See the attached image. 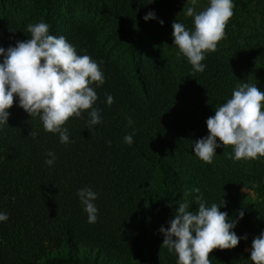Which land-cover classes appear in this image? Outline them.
Segmentation results:
<instances>
[{
  "label": "trees",
  "instance_id": "trees-1",
  "mask_svg": "<svg viewBox=\"0 0 264 264\" xmlns=\"http://www.w3.org/2000/svg\"><path fill=\"white\" fill-rule=\"evenodd\" d=\"M8 1L0 0V46L26 40L27 25L44 21L50 34L65 36L78 54L99 64L104 83L92 85L102 123L89 128L87 111L70 118L67 144L14 101L9 126L0 128V211L9 217L0 222V264H176L175 255L161 248L159 228L168 221L154 211L148 218L146 198L163 202L174 216L181 200L194 211L199 194L209 204L222 206L224 200L220 210L230 218L245 213L234 230L247 240L214 250L212 264H251L252 240L264 231V158L234 161L229 146L205 163L192 145L208 135L206 120L237 84L264 91V0H234L225 36L206 55L204 72L194 73L180 57L184 91L170 52H178L173 22L193 27L181 13L187 0H33L31 20L20 12L7 16ZM207 6L208 0H198L194 7L198 12ZM150 11L157 20L146 22ZM106 94L114 98L111 106ZM133 129L129 146L123 137ZM49 151L56 156L51 167L44 163ZM247 186L256 188V203L239 200ZM84 187L98 194L94 224L77 196ZM150 232L158 242L155 254L145 249Z\"/></svg>",
  "mask_w": 264,
  "mask_h": 264
},
{
  "label": "clouds",
  "instance_id": "clouds-1",
  "mask_svg": "<svg viewBox=\"0 0 264 264\" xmlns=\"http://www.w3.org/2000/svg\"><path fill=\"white\" fill-rule=\"evenodd\" d=\"M198 0H187L183 13L192 18L191 29L175 20L172 24L174 47L177 55L186 58L192 71L204 72L203 61L209 52L217 49L225 36V29L233 16L234 0H208V6L196 11ZM180 13V14H181ZM179 14V15H180ZM146 22L157 20L154 12L144 16ZM163 25V20L158 21ZM30 35L7 49L0 46V128L9 126L10 109L14 105L22 108L31 118L39 117L45 132L58 134L62 144L70 143L66 123L72 117H80L87 111L89 128L102 123L100 109L94 107L98 96L92 85L100 87L104 76L99 64L87 54H78L65 36L50 34V25L44 21L26 27ZM114 98L106 94V103L111 106ZM129 126L134 121L127 117ZM208 135L194 141L192 151L205 163H212L217 149L223 152L230 146V159L258 160L264 158V91L256 84L242 82L232 90L231 97L214 110L206 120ZM133 133L123 137L129 146ZM37 132H30L35 138ZM111 144V141H108ZM44 163L51 167L56 161L54 152L45 153ZM199 193V189H194ZM77 196L87 215V222L94 224L98 208L94 201L98 194L89 187L77 190ZM196 208L191 209L187 200L178 202L174 218L168 227L161 226L163 235L161 248L175 255L176 264H212L210 254L214 250L235 249L241 239L235 228L238 218H230L225 207L213 202L209 204L202 194L194 197ZM9 219L0 211V222ZM251 264H264V231L253 238L250 249Z\"/></svg>",
  "mask_w": 264,
  "mask_h": 264
},
{
  "label": "rangeland",
  "instance_id": "rangeland-1",
  "mask_svg": "<svg viewBox=\"0 0 264 264\" xmlns=\"http://www.w3.org/2000/svg\"><path fill=\"white\" fill-rule=\"evenodd\" d=\"M246 1L247 0H245L244 2H246ZM32 3H33V0H11V1L9 0L5 6L6 7V9H5L6 15L11 16V17H17L16 16L17 13L20 12L22 16H25V18L31 20L32 16H28V14H29V12H31ZM4 5H5V2L3 4V7H4ZM74 10H75V8H74ZM75 12H76V15L80 16L79 15L80 11L76 10ZM95 19H96V23L99 24V27L105 26V22L102 21V19L99 16L95 15ZM103 41H104V44H108V46L109 45L113 46V43H111L112 41L109 42V39L103 37ZM170 55L174 59L173 63L175 65L177 77L180 81V89L184 91L185 87H184L183 81H184L185 75L182 72V68L180 66L181 65V60H180L181 56H178L176 52H170ZM238 196H239V200L241 202L256 203L258 201L257 190L254 186L243 187L238 192ZM146 202H147L146 206H147L148 218L151 219L155 216L152 213V211H154L156 213V215L161 216V218L164 219L165 221H169L170 219L174 218V216L172 215L171 209L169 207H167L163 202L156 201L152 197H147ZM157 243L158 242L155 239L153 233L150 232L147 235V240L145 243L146 251L151 252V254L157 253V248H156ZM248 252L249 251H246V253H248Z\"/></svg>",
  "mask_w": 264,
  "mask_h": 264
}]
</instances>
